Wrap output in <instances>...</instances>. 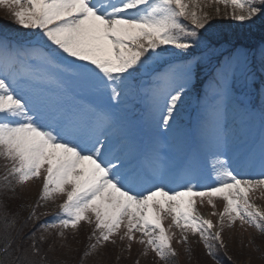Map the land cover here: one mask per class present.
<instances>
[{
  "label": "snow or ice",
  "instance_id": "1",
  "mask_svg": "<svg viewBox=\"0 0 264 264\" xmlns=\"http://www.w3.org/2000/svg\"><path fill=\"white\" fill-rule=\"evenodd\" d=\"M213 5L214 13L204 10ZM219 5H231L236 21L250 25L259 21L264 27V0H0L10 13L8 23L35 30L23 42L0 35V159L5 161L0 176V264H67L52 260L50 253L57 235L66 240L65 230H77L81 222L94 225L89 240L95 243L88 245L85 258L120 233L123 225L119 239H127L129 249L138 232L142 254L151 251L165 264H176L178 256L172 227L180 229L183 243H189L190 234L198 235L215 264H223L222 252L227 255L222 237L226 223L239 221L264 235V208L251 202L249 195L264 188V171L259 178L247 176L231 160H224L214 166V177L205 178L207 183L195 173L145 178L106 143L101 128L111 116L92 104L82 105L81 111L65 108L62 99H74L67 82L49 74L57 69L65 76L92 79L109 100L126 99L137 77L155 72L165 57L173 60L194 49L216 51L211 33L213 16L221 14ZM196 59L180 64L165 61L167 67L155 76L154 101L161 114L159 123L166 129L193 79ZM237 61L245 69L241 105L247 110L250 97L258 94L264 115L262 39L258 49H234L210 85L207 120L221 139L234 91L228 73ZM87 123L99 134L82 135ZM40 178L37 203L20 205L21 210L31 208L28 216L21 219L20 211L10 212L7 200ZM145 183L151 186L144 187ZM58 196L66 197L58 210L35 224L47 215L37 214L41 202H55ZM204 198L213 208L215 198L225 201L222 212L211 213L219 216L218 226L199 212L197 200L203 204ZM167 216L169 229L163 223ZM186 251L191 255L190 244Z\"/></svg>",
  "mask_w": 264,
  "mask_h": 264
},
{
  "label": "rangeland",
  "instance_id": "2",
  "mask_svg": "<svg viewBox=\"0 0 264 264\" xmlns=\"http://www.w3.org/2000/svg\"><path fill=\"white\" fill-rule=\"evenodd\" d=\"M215 7L216 5H213V7H206L204 10L209 11L210 13H214ZM219 7L221 8V14L213 16L214 24L232 27L231 25L237 22L231 16V12L233 10L232 6L228 5L227 7H225L224 5H219ZM239 11L240 10L237 9V12ZM10 19L11 17L9 11L5 7L0 6V35H3L5 33L6 35H11L21 39L31 38L33 36L35 30L29 31L13 23H8ZM72 59L74 58H68L69 61H71ZM165 61L180 64L185 60L182 61L180 60V58L170 60V58L165 57L161 61V66H157L155 72H149L147 74L139 75L136 79L138 83L137 86H135L134 90L138 95L140 93V96H142L143 100H149L151 96L153 97L152 100L154 101V92L151 94L150 90H154L157 87L155 76L161 68L165 69L167 67V63H165ZM237 65L238 61L235 62V65L233 67H236ZM49 74L51 76H63V78L67 82L69 97H74V99L63 98L62 103L64 104V106L67 104L68 107L75 106L80 108L82 107V105L89 102V104L95 105L98 111L107 112L112 117L115 110V105H118L120 111L119 119H122L124 117L125 119H122L123 121H125L127 116L130 114L129 111L123 112L120 108H128V101H131L130 99L133 97L132 92L126 99H123L121 101L109 100L108 94L104 91H101L98 88L97 83L92 79L65 76L57 69L49 70ZM194 79L195 73L193 74L191 83L188 85L189 90H194ZM230 80L231 78L228 75L229 85L231 84ZM145 83H149L148 85L149 87H151V89L142 86ZM208 84L211 85L212 83ZM203 89L205 88L203 87ZM210 96L211 90L209 88L204 95L205 99L199 101V103L196 104L194 102V104L192 105H186L185 102L187 101L186 99H188V97L187 95H184L182 102L178 104L177 114L175 115L174 122H171L172 126L170 129L164 128L159 123L161 114L159 111H157L155 101L152 104H150V101H148V103L146 104L145 108L153 109V119L156 121V124L154 120L151 121L152 128L150 130L155 129V131H153L154 136H156L158 140L160 139L164 148L166 147L165 134L169 133V135H171L173 150L171 152L167 150L169 152V156H166L171 166L178 165L181 161L183 162L186 159V157L179 156V153L175 151V145L173 144V142L174 136L178 133L176 128H180L179 133H184L185 135H188V129L186 130L187 127H191L193 130L198 131L202 129V126H206L209 130L205 133V135L203 133L200 135L201 141H203V156L200 157L199 155H197L196 161L192 160L191 162L188 161L190 160L188 158L187 166H183L182 172L180 174L172 175L171 178H175L182 174L195 173L198 177L201 178V183H207L208 181L205 178L209 176L214 177V166L218 164V161L224 160H231L232 165H234L237 168V171L241 172L242 174L259 178L258 174L261 173L264 169H261V167L258 165L256 153L250 154L248 150H244V147H242L241 150H235L233 143L232 147L228 146L224 141L225 133H223V139H221L214 127L211 124L206 123V105ZM250 98L252 100L254 98V95H252ZM243 99L244 96L240 95L239 92L233 93V98L229 102L228 106V119L232 120L229 121L227 127L223 130V132H225V130L228 129L231 132L230 134H232L233 136L232 140H235L236 142H240L241 140H243V136H245V138L249 136L253 137V133L250 132L252 131V127H246L243 125L240 126L241 124H243L245 121L251 120V123L253 122L254 124H256V129H254L255 131L257 130V128H259L258 124H260L261 120L263 119L259 111L251 110V103L250 105L247 104V110H245L240 103V101ZM240 108H242L238 113L240 115H233L234 113H237ZM179 125H181V127H178ZM106 126L107 124H104L101 129L106 128ZM91 130H95L94 127ZM113 134L115 133L113 132ZM110 138L111 136L107 138L106 143L111 148H113L114 143L109 140ZM181 143L182 141L179 140V148L177 147L178 149L182 148L183 145H181ZM201 148L202 147H200V149ZM231 150L234 153H229ZM112 151L118 154L117 147L113 148ZM175 154L178 157V162L176 161ZM4 163L5 161L3 159H0V168L4 166ZM163 164L164 165L156 169V175L169 174L172 171L171 166H167L165 163ZM155 182L156 181H152V183ZM195 182L196 181H193V183ZM42 183L43 178L33 179L26 185L18 188V195L7 200L9 211L12 213L20 211L21 213L22 210L19 208L21 204L35 205L38 201V198L40 197ZM150 186L151 185L148 183L144 185V187ZM249 195L251 198V202L255 203L259 207L264 208V188L254 190L253 192L249 193ZM65 198V196H58L55 202H41V206L37 208V214L39 215L41 213H47V215H41L40 220L35 221V223L39 224L43 220L50 219L52 214L58 210V205L61 204ZM214 204L215 208L207 203V198H204L203 204H201L200 201L197 200V208L199 212L205 217L212 219L213 223L218 226L219 216L211 215V213L222 212L225 201L221 198H215ZM30 211L31 208H29L28 212ZM27 216L28 215H26V217ZM163 223L165 228L169 229V225L171 224V217L167 216L164 219ZM32 225L33 224H30L29 228H31ZM17 226H19V224ZM93 228L94 225H89L87 222H81L77 230H65L67 239L62 240L57 235L55 247L52 252L56 257L60 259H70L72 260V262L81 260L84 264H136V261H139V264H165L164 261L159 260V258L155 256V253L151 251H149L147 255L142 254L144 245L137 242L140 238V233L138 232L136 233V241L132 242V247L131 249H129V241L127 239L123 241L119 239V236L122 235L124 231L123 225L121 227L120 233L113 234L111 238V240L116 241L115 244H113L111 240L105 242L96 252L85 258L83 255L84 251L90 243H95L94 239L89 240ZM52 231L55 234V230ZM169 231L175 233L172 244L178 253V256L176 257V264H215V261L207 255L204 244L199 239L198 235L190 234L189 243H183L181 242L182 234L180 229L172 227L169 229ZM262 236L264 235H262L257 229L248 225H241L239 221L231 226L227 225L226 223L224 232L222 233V237L226 245L227 255L225 256L223 252L221 253L223 264H264V255H262V253H264V238ZM189 244L191 245L192 249L191 255L188 251H186V249L189 248ZM227 257H230L231 259L229 260Z\"/></svg>",
  "mask_w": 264,
  "mask_h": 264
},
{
  "label": "trees",
  "instance_id": "3",
  "mask_svg": "<svg viewBox=\"0 0 264 264\" xmlns=\"http://www.w3.org/2000/svg\"><path fill=\"white\" fill-rule=\"evenodd\" d=\"M232 27H226L222 25L214 24L213 31L211 33L213 37V44L216 48L215 52H207L202 49H194L193 53L186 54L189 59H193L195 56L196 63L194 64L195 80L193 81L194 90L192 92H186L192 98L200 97L210 85L208 83L213 82L217 69L220 67L221 63L233 52L234 49L238 48H248V49H258L262 39H264V27L260 25L257 21L254 24H248L247 22L237 21L231 25ZM222 29V31H221ZM221 45L223 47H221ZM179 51V50H177ZM203 57L202 59L200 57ZM161 66V63L158 67ZM244 72H238L237 76L234 75L230 82V87H233V93H241L245 91L243 88L244 84ZM203 87L205 89H203ZM259 89V82L255 85V90ZM251 99V98H250ZM187 102H190L187 100ZM251 106L259 109L261 111V101L258 94H254V98L251 100ZM262 112V111H261ZM4 168H0V176H2ZM20 208V207H19ZM29 208H25L21 211V219L26 218L28 215ZM28 212V213H27ZM37 224V223H35ZM30 227V225H29ZM33 227V225H32ZM25 231H28L26 229ZM264 238V236H262ZM50 258L52 260L65 261L67 264H81V260L72 262V260L60 259L55 256L53 252L50 253ZM84 264V263H83Z\"/></svg>",
  "mask_w": 264,
  "mask_h": 264
},
{
  "label": "bare ground",
  "instance_id": "4",
  "mask_svg": "<svg viewBox=\"0 0 264 264\" xmlns=\"http://www.w3.org/2000/svg\"><path fill=\"white\" fill-rule=\"evenodd\" d=\"M204 216V215H203ZM207 218V217H206Z\"/></svg>",
  "mask_w": 264,
  "mask_h": 264
}]
</instances>
